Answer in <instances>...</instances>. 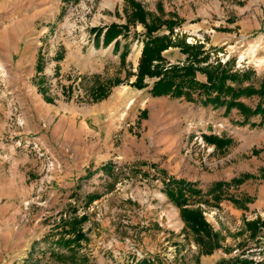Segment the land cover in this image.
<instances>
[{"label": "rangeland", "instance_id": "374dc122", "mask_svg": "<svg viewBox=\"0 0 264 264\" xmlns=\"http://www.w3.org/2000/svg\"><path fill=\"white\" fill-rule=\"evenodd\" d=\"M132 2L147 23H180L153 34L172 43L161 52L164 70L205 60L202 66L246 73L242 85L259 88L264 0H0V264H264V230L245 225L264 220V119L257 114L244 123L235 108L204 106L197 90L192 102L153 96L159 78L135 86L147 39ZM112 24L126 29L104 44ZM95 29L102 30L97 38ZM195 79L206 83L200 72ZM239 101L264 108L258 95ZM119 102L111 120L99 123L117 155L95 170L88 164L75 179L65 165L80 159L77 140L66 143L68 115H77L76 136L81 121L98 127ZM132 139L144 149L131 147ZM171 179L201 191L190 207L222 237L211 254L166 197ZM219 182L228 185L211 191ZM232 200L245 209L226 210ZM83 216L86 240L75 250L56 248L61 256L52 257L53 241L73 237L64 222Z\"/></svg>", "mask_w": 264, "mask_h": 264}, {"label": "trees", "instance_id": "16d2710c", "mask_svg": "<svg viewBox=\"0 0 264 264\" xmlns=\"http://www.w3.org/2000/svg\"><path fill=\"white\" fill-rule=\"evenodd\" d=\"M76 1V0H75ZM136 11L133 13L132 18L139 21L145 27L146 43L144 45L140 63L138 66L137 80L134 83L137 87H142V79L145 77L159 78L156 81L150 93L153 96L171 95L175 98L183 97L186 101L192 102L193 98L191 93L197 90L198 96H204L202 104L208 106L209 103L215 105V108L225 107V111L228 109H237L244 117V123L250 116L261 114V118L264 119V108L261 107L259 102L254 110L249 109L239 99L245 97L249 98L254 95L264 97V76L258 89H255L251 85L243 86V82L248 79L245 74L233 73L228 67H218L213 65L202 66L201 64L205 60L197 61L196 63H190L188 65L173 66L164 70L160 64L164 61L161 57V52L171 46L169 36H154L153 34L165 26L171 33L174 25H179L178 21L172 19L160 20L155 17L154 22H146L148 14L143 12L137 3L132 2ZM126 26L120 27L115 24L110 25L103 34L104 44L110 43L112 40L121 35L122 30H125ZM96 38L102 34V30L95 29ZM117 43L115 44V46ZM184 52L190 53L192 47L185 46L182 49ZM155 63V64H154ZM196 72H200L206 76V83H199L195 79ZM213 95V96H212ZM208 141H223L216 140L213 136L205 137ZM225 142V141H224ZM245 176L243 179L247 178ZM241 183L242 181L232 180L230 183ZM228 184L219 182L213 185L211 191L220 189ZM168 200L179 209L180 217L184 222L186 228L192 232L196 238V242L203 249V253L208 255L212 251L218 249L221 245L222 237L220 233L213 231L212 227L205 221L202 211L198 207H190L192 205L190 200L196 198L201 194V191L195 187L194 184L185 180L171 179L166 183L164 191ZM235 205L239 204L238 201L232 200ZM240 205V204H239ZM245 209V205L239 206ZM86 221V217H80L79 219L72 218L70 221L64 222V227H69V233H73V237L64 239L61 235L55 241L50 244V255L55 258H59L61 255L56 248L64 247L73 249L78 247L80 242L86 240L85 234L81 230V225ZM248 230L257 229L261 226L264 230L263 221H248L245 223ZM66 233V232H64ZM54 248V249H53ZM75 250V249H73ZM77 256V255H76ZM38 260V259H37ZM39 262H31L27 264H40ZM83 262L88 261L84 258ZM146 261H140L136 264H147ZM239 264H251L248 261H241Z\"/></svg>", "mask_w": 264, "mask_h": 264}, {"label": "crops", "instance_id": "0c3cea01", "mask_svg": "<svg viewBox=\"0 0 264 264\" xmlns=\"http://www.w3.org/2000/svg\"><path fill=\"white\" fill-rule=\"evenodd\" d=\"M80 66V65H79ZM119 99V98H118ZM204 107V106H203ZM121 103L119 102L118 105L116 104L114 107H112V109L110 111H108L106 114H104V119H98L96 126L91 125V128H88L87 125L85 124V121H81L82 119H80V123H81V129L82 131H78V134L76 136H73L74 132H75V119L77 117L76 116H72V115H68V119L70 120L72 118L71 121H69V125H68V131H67V137H66V143H68V146H73L75 143V140H77V142L79 143L76 146V154L77 156H80V159L78 161V163L75 165V159H71L69 161V163L66 161L65 165H66V171L69 172H75L78 175H75V179L78 178V176H80L82 174V171H84L85 169H87V165L88 164H96L92 169H96L98 168L100 163H106L108 161H110L113 155H117V154H113L110 151V145H109V141H107V136L106 137H102L99 135L101 134V129L102 126H100L99 123H101L103 126H105L107 122V120H111V118L113 117V112L116 109H121ZM197 116V114L194 115V117ZM107 117V118H106ZM61 122V120H59ZM95 124V123H94ZM64 126V125H63ZM61 125H58V128L61 130L62 127ZM100 127V128H99ZM208 135V134H206ZM75 138V140H74ZM133 144L131 145V147H135L136 149L140 147V149H144L143 144L139 143L136 139L133 140ZM125 151H129V147L128 145L124 146ZM119 156V155H118ZM115 157V156H113ZM71 164V167L70 165ZM68 173H66L67 175H69ZM66 176V175H65ZM64 176V177H65ZM62 184H67V185H71V187L73 186V182H67V181H63ZM70 187V188H71ZM229 203V202H228ZM230 204V203H229ZM247 206V205H246ZM225 209L230 211L232 213V208H239L238 206H234V204H230V205H224ZM236 211V210H235Z\"/></svg>", "mask_w": 264, "mask_h": 264}, {"label": "built area", "instance_id": "2783aa9c", "mask_svg": "<svg viewBox=\"0 0 264 264\" xmlns=\"http://www.w3.org/2000/svg\"><path fill=\"white\" fill-rule=\"evenodd\" d=\"M200 140H202V138L200 137Z\"/></svg>", "mask_w": 264, "mask_h": 264}]
</instances>
